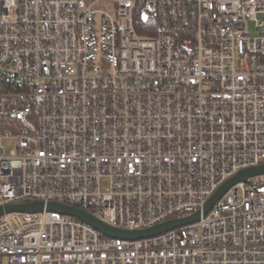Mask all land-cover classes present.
<instances>
[{"label": "built area", "instance_id": "built-area-1", "mask_svg": "<svg viewBox=\"0 0 264 264\" xmlns=\"http://www.w3.org/2000/svg\"><path fill=\"white\" fill-rule=\"evenodd\" d=\"M259 165L264 0H0V264H264Z\"/></svg>", "mask_w": 264, "mask_h": 264}, {"label": "water", "instance_id": "water-1", "mask_svg": "<svg viewBox=\"0 0 264 264\" xmlns=\"http://www.w3.org/2000/svg\"><path fill=\"white\" fill-rule=\"evenodd\" d=\"M264 174V165L248 167L239 170L236 174L228 178L216 191L215 193L209 198L207 201L203 213L206 214L213 206V204L219 200L226 191L233 186L234 184L246 181L248 178L259 176ZM44 208V204L39 201H35L32 203H23V204H13V205H6L4 207H0V215L4 212H11V211H20V212H38ZM48 210H55L62 214L74 216L83 222L90 224L97 230H99L102 234L115 237V238H124V239H136V238H143L153 236L155 234L164 232L166 230L178 227L182 224L193 222L199 219V212L194 213L191 216L185 218H175L171 220H167L163 223L157 224L151 228L142 229V230H122L108 226L107 224L97 220L91 214L78 209L72 206H66L59 203L50 202L46 205Z\"/></svg>", "mask_w": 264, "mask_h": 264}, {"label": "trees", "instance_id": "trees-1", "mask_svg": "<svg viewBox=\"0 0 264 264\" xmlns=\"http://www.w3.org/2000/svg\"><path fill=\"white\" fill-rule=\"evenodd\" d=\"M134 24L138 33L143 36L156 34V21L143 17L141 13H138L134 18Z\"/></svg>", "mask_w": 264, "mask_h": 264}, {"label": "rangeland", "instance_id": "rangeland-1", "mask_svg": "<svg viewBox=\"0 0 264 264\" xmlns=\"http://www.w3.org/2000/svg\"><path fill=\"white\" fill-rule=\"evenodd\" d=\"M248 27H249L250 33H251L252 35H255L256 33H255L254 28H253V23H252V22H249V23H248ZM4 147H5V151L8 153V152L12 149V147H14V146L11 145L9 142H5ZM261 178L264 179V174L261 175ZM11 218H12V217H11ZM11 221H12V220H11Z\"/></svg>", "mask_w": 264, "mask_h": 264}]
</instances>
